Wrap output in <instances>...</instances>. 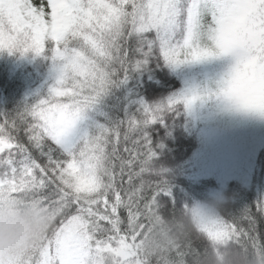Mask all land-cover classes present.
Masks as SVG:
<instances>
[{
	"label": "snow or ice",
	"instance_id": "snow-or-ice-1",
	"mask_svg": "<svg viewBox=\"0 0 264 264\" xmlns=\"http://www.w3.org/2000/svg\"><path fill=\"white\" fill-rule=\"evenodd\" d=\"M43 56L55 82L12 115L0 113V206L31 204L53 225L15 264H192L212 248L264 253V200L236 218L166 204L150 167L153 125L214 102L264 119V0H0V52ZM230 64L118 124L84 122L112 88L161 61L172 68ZM171 210V211H169ZM185 243L148 252L155 230L179 214Z\"/></svg>",
	"mask_w": 264,
	"mask_h": 264
},
{
	"label": "trees",
	"instance_id": "trees-1",
	"mask_svg": "<svg viewBox=\"0 0 264 264\" xmlns=\"http://www.w3.org/2000/svg\"><path fill=\"white\" fill-rule=\"evenodd\" d=\"M55 82L51 63L43 56L32 53L21 57L0 52V113L12 115L26 105L45 97ZM183 88V79L172 67L150 64L133 72L127 83L112 88L95 106L96 117L84 122L89 129L96 124L112 126L120 120L140 115L141 101L149 106L166 101ZM153 136V157L150 167L157 179L166 182L165 191L157 199L161 214L166 204L182 211L184 206L207 205L226 220L238 217L246 208L264 200V194L252 188L229 183L220 198H211L209 192L216 184L208 179L192 177L193 157L200 146L199 136L193 128L188 112L177 118H168L166 125H153L148 130ZM253 184L264 180V152L256 163ZM255 182V183H254ZM171 211V210H169Z\"/></svg>",
	"mask_w": 264,
	"mask_h": 264
},
{
	"label": "rangeland",
	"instance_id": "rangeland-1",
	"mask_svg": "<svg viewBox=\"0 0 264 264\" xmlns=\"http://www.w3.org/2000/svg\"><path fill=\"white\" fill-rule=\"evenodd\" d=\"M229 64L225 58L210 64L173 68V71L182 77L183 90L218 79ZM95 113L94 107L87 113L86 120L94 119ZM188 116L200 141L193 157L192 177L216 184L209 192L211 198L219 199L222 190L231 182L242 188L253 189L254 186L256 191L264 194V180L261 184H253L257 159L264 152V119L253 114L223 111L214 102L198 103Z\"/></svg>",
	"mask_w": 264,
	"mask_h": 264
},
{
	"label": "clouds",
	"instance_id": "clouds-1",
	"mask_svg": "<svg viewBox=\"0 0 264 264\" xmlns=\"http://www.w3.org/2000/svg\"><path fill=\"white\" fill-rule=\"evenodd\" d=\"M202 209L213 210L210 207ZM53 222L51 212L44 207L31 204L0 206V264H15L29 253L49 232ZM193 228L191 214L181 213L175 219L157 225L145 249L155 253L183 244ZM192 264H264V253L220 245L212 248L207 257L194 259Z\"/></svg>",
	"mask_w": 264,
	"mask_h": 264
}]
</instances>
